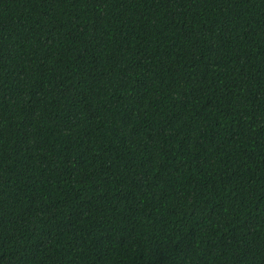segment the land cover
<instances>
[{
	"label": "trees",
	"instance_id": "1",
	"mask_svg": "<svg viewBox=\"0 0 264 264\" xmlns=\"http://www.w3.org/2000/svg\"><path fill=\"white\" fill-rule=\"evenodd\" d=\"M0 264H264V0H0Z\"/></svg>",
	"mask_w": 264,
	"mask_h": 264
}]
</instances>
